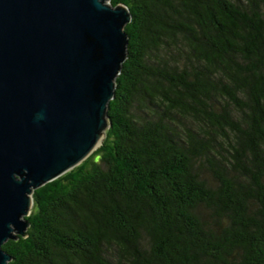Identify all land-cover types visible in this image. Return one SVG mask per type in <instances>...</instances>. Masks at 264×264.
Listing matches in <instances>:
<instances>
[{
	"label": "trees",
	"instance_id": "trees-1",
	"mask_svg": "<svg viewBox=\"0 0 264 264\" xmlns=\"http://www.w3.org/2000/svg\"><path fill=\"white\" fill-rule=\"evenodd\" d=\"M109 2L106 137L34 192L9 264H264V0Z\"/></svg>",
	"mask_w": 264,
	"mask_h": 264
},
{
	"label": "water",
	"instance_id": "water-1",
	"mask_svg": "<svg viewBox=\"0 0 264 264\" xmlns=\"http://www.w3.org/2000/svg\"><path fill=\"white\" fill-rule=\"evenodd\" d=\"M0 0V264L26 237L34 192L103 143L127 58V6Z\"/></svg>",
	"mask_w": 264,
	"mask_h": 264
}]
</instances>
